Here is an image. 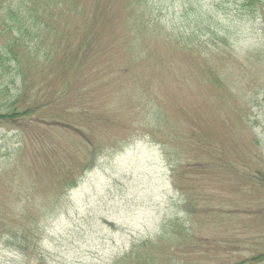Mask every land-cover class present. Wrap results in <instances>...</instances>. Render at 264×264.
<instances>
[{
    "label": "rangeland",
    "instance_id": "374dc122",
    "mask_svg": "<svg viewBox=\"0 0 264 264\" xmlns=\"http://www.w3.org/2000/svg\"><path fill=\"white\" fill-rule=\"evenodd\" d=\"M17 1L44 33L0 59V264L260 257L264 6Z\"/></svg>",
    "mask_w": 264,
    "mask_h": 264
},
{
    "label": "trees",
    "instance_id": "16d2710c",
    "mask_svg": "<svg viewBox=\"0 0 264 264\" xmlns=\"http://www.w3.org/2000/svg\"><path fill=\"white\" fill-rule=\"evenodd\" d=\"M39 1V0H38ZM51 2V7L58 6L60 4V0H47ZM62 1V0H61ZM22 1L17 0H0V59H6L10 63L13 59V48L23 42V44H27L26 46L29 47L31 42L34 41H41L42 34L44 33V29L41 26L40 20L36 18H32V30L36 33L33 36L27 35L28 33L24 30L23 24V17L19 16V12L22 10ZM243 9H246V12L256 21L259 18V13L261 7L264 6V0H244L242 4ZM259 9V10H258ZM37 49V48H35ZM38 50V49H37ZM32 51L31 47L27 48V54L37 53L38 51ZM17 63V62H16ZM2 66H5L2 64ZM18 114H9V115H2L0 117L7 118L8 116H14ZM184 229V228H183ZM183 229L179 226V232L181 236H185ZM260 257L252 256L251 258L242 259L241 263H250L256 264L257 261L264 259V253L258 255Z\"/></svg>",
    "mask_w": 264,
    "mask_h": 264
}]
</instances>
